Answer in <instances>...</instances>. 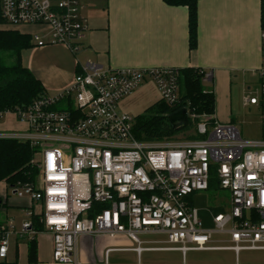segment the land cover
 Wrapping results in <instances>:
<instances>
[{
    "label": "built area",
    "instance_id": "built-area-1",
    "mask_svg": "<svg viewBox=\"0 0 264 264\" xmlns=\"http://www.w3.org/2000/svg\"><path fill=\"white\" fill-rule=\"evenodd\" d=\"M0 17L8 26L46 29L47 35L30 36L38 47L64 45L76 51L87 30L79 0H0ZM260 43L258 88L255 96L243 98L244 106L259 108L258 139H245L234 124L185 108L187 119L198 121L200 138L138 141L134 118L119 111V102L148 80L160 100L174 106L179 95V69L174 68L111 69L88 62L67 88L5 112L26 130L0 134V139L34 148L37 169L33 182L17 183L10 191L39 206L36 216L43 230L32 229L33 212L18 228L12 219L1 224L0 262L7 258L12 236L31 242L40 233L51 237L52 264H77L81 236H123L138 254L145 245L138 237L146 235H163L165 249L183 255L264 252V30ZM210 79L204 72L202 82ZM211 177L218 190L228 193V203L226 212L212 217L213 229L206 230L191 197L208 192ZM216 234L228 236L231 246H210Z\"/></svg>",
    "mask_w": 264,
    "mask_h": 264
},
{
    "label": "crops",
    "instance_id": "crops-1",
    "mask_svg": "<svg viewBox=\"0 0 264 264\" xmlns=\"http://www.w3.org/2000/svg\"><path fill=\"white\" fill-rule=\"evenodd\" d=\"M79 2L80 15L87 30L79 40L76 51L64 45L38 47L31 43L32 47L21 53L22 65L47 93L67 88L79 67L88 62L111 69H201L211 76L210 81L206 82L209 88L205 90L212 91L215 97L214 118L225 123V116L218 111L226 101L224 95L238 83L246 85L248 78L255 76L261 65L260 0H199L197 47L192 52L188 48V14L185 7H170L162 0ZM10 29L30 36L42 31L47 35L46 29L39 26ZM147 82L150 81L144 83ZM142 85L137 90H142ZM135 92L126 98L132 99ZM210 192L219 193L218 196L224 197L228 203V193L218 188ZM38 211L39 206L29 198L15 197L5 182H0V225L12 219L18 228L27 220L28 212L36 215ZM148 236L164 237H141ZM39 238L43 241L42 245ZM165 240L143 242L147 245H166ZM127 242L123 236L115 239L81 236L77 241V264H156L148 254L143 262V253H156L169 264H187L188 252L183 255L178 251L167 250L166 245L143 247L144 251L138 254L134 251L135 247L119 246ZM28 243L17 235L10 238L7 255V258L9 254L12 257L10 263L52 264L51 237L48 233H40L31 241L36 251L33 263L28 261Z\"/></svg>",
    "mask_w": 264,
    "mask_h": 264
},
{
    "label": "trees",
    "instance_id": "trees-1",
    "mask_svg": "<svg viewBox=\"0 0 264 264\" xmlns=\"http://www.w3.org/2000/svg\"><path fill=\"white\" fill-rule=\"evenodd\" d=\"M162 1L170 7L187 9L188 48L190 52L194 51L197 47V3L199 0ZM259 22L262 31L264 30V0H260ZM10 28L16 27L4 24L0 17V113L25 107L45 92L40 82L21 62V53L32 47L30 35ZM2 54L12 55L13 63L9 66L5 65ZM203 74L204 71L201 69H180L177 103L169 107L159 100L147 108L143 115L134 117L135 138L144 142L177 139L179 135L184 139L200 138L195 134L197 120L191 121L188 118L186 123L173 127L167 118L183 108L196 116L214 115L215 97L212 91L204 89ZM208 124L212 125L213 121H208ZM34 154L35 149L26 143L0 139V182H5L9 188L17 183L33 182L37 175V169L32 163ZM217 188L216 180L211 177L208 192L215 191ZM31 222L34 231L43 230L38 216L33 215ZM35 253L34 246L29 242L27 248L29 263L34 262ZM0 264H17V262L2 261Z\"/></svg>",
    "mask_w": 264,
    "mask_h": 264
},
{
    "label": "rangeland",
    "instance_id": "rangeland-1",
    "mask_svg": "<svg viewBox=\"0 0 264 264\" xmlns=\"http://www.w3.org/2000/svg\"><path fill=\"white\" fill-rule=\"evenodd\" d=\"M13 57L10 54H2V60L5 65L9 66L13 63ZM258 77L250 76L245 84L232 86L227 95L225 94V102L221 105L218 111L222 116H225V123L234 124L240 131L241 136L245 139H258L261 133V121L259 116V108L254 106H244L243 98L245 96H255V91L258 88ZM142 90H137L131 98H125L120 101L119 110L131 117H137L144 114V111L157 102L158 92L150 83H144ZM204 89L208 90L209 84L203 83ZM249 88V89H248ZM217 110V108H216ZM218 113V112H217ZM219 118V117H218ZM220 119V118H219ZM26 127L24 124L17 121L12 113H5L0 117V134H18L23 135ZM178 138H182L179 135ZM219 194V193H218ZM215 192L197 193L193 197V206L199 212L202 227L206 230L213 229L211 222L212 217L218 213L226 212L227 200L224 197H219ZM222 194V192H221ZM118 238V237H117ZM126 238V237H125ZM141 241H164L162 236L138 237ZM127 239V238H126ZM40 245L43 241L38 239ZM127 243H120L119 246L135 247L136 245L127 239ZM229 237L226 235L216 234L212 237L210 246H231L228 242ZM163 244H145L143 247H163ZM47 252V249H46ZM152 256L156 264H169L166 259L156 253H143V262L146 255ZM9 254L6 262L11 260ZM187 264H264L263 251H241L237 256L232 251H197L188 252L186 254Z\"/></svg>",
    "mask_w": 264,
    "mask_h": 264
},
{
    "label": "water",
    "instance_id": "water-1",
    "mask_svg": "<svg viewBox=\"0 0 264 264\" xmlns=\"http://www.w3.org/2000/svg\"><path fill=\"white\" fill-rule=\"evenodd\" d=\"M167 119L169 124H171L173 127L186 123L187 121L186 109L185 108L180 109L179 111L169 115Z\"/></svg>",
    "mask_w": 264,
    "mask_h": 264
},
{
    "label": "flooded vegetation",
    "instance_id": "flooded-vegetation-1",
    "mask_svg": "<svg viewBox=\"0 0 264 264\" xmlns=\"http://www.w3.org/2000/svg\"><path fill=\"white\" fill-rule=\"evenodd\" d=\"M258 82V81H257Z\"/></svg>",
    "mask_w": 264,
    "mask_h": 264
}]
</instances>
